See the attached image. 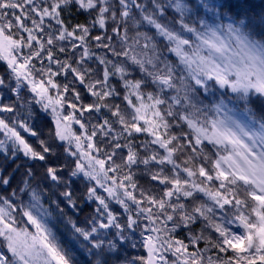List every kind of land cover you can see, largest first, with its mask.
Here are the masks:
<instances>
[{
    "label": "snow or ice",
    "instance_id": "snow-or-ice-1",
    "mask_svg": "<svg viewBox=\"0 0 264 264\" xmlns=\"http://www.w3.org/2000/svg\"><path fill=\"white\" fill-rule=\"evenodd\" d=\"M75 4L79 10L87 12L90 16L95 14L91 21L93 27L99 26L106 29L107 22L111 20L116 27L112 28L113 33L120 37L121 41L127 44L128 25L135 28L146 26L154 29V33L137 31L132 44H128L122 51L117 52L110 44H103L104 36H95L98 46L108 48L115 56L126 57L131 64L139 67L141 73L151 78V83L158 91H142L146 81L144 79H127L128 69L123 64H114L105 57H97L99 63L105 65L103 80H95L85 83L86 78L90 80L92 69L73 67L68 62L61 63L54 58L51 48L47 51V59L56 63L61 70H68L75 80L87 88L100 103L82 105L77 109L76 103H69L68 106L74 111L79 110L81 114L85 111H100L102 107L108 108L112 117L117 118L115 123L121 126V131L116 134V138L132 137L133 134H147L150 140L142 142L141 147L148 151L150 146H157L151 150L150 155L143 158L132 145L131 140L121 145L116 143L114 148L126 147L128 149L123 165H116L113 168H106L103 159H97L82 151V141L80 136H76V148L81 152V158L87 157L89 172L84 166L77 162L76 171L83 172L86 177L97 179L94 175L95 165L99 166L100 172L104 173L106 179L112 180V187H105L109 197L119 203L125 212L130 211L127 201L136 205L138 212L145 215L150 225H155L158 216L153 215V209L158 208L166 215L167 221L173 220V214L177 211L181 213V220L185 223L195 219L194 214H199L208 221V226L214 229L217 236L215 239L204 238L203 236L192 237V243L200 239H206L205 249H198L189 253L187 245L181 240L174 243L171 240H161L159 236L149 235L145 238L144 247L148 251L147 258H141L142 264H168L163 255H160V248L167 244V249L172 250L176 257L174 264H264V115L259 119L250 110H245V120L241 121L230 115L231 110L223 99L213 103L211 110L216 113V118H209L204 115V110L198 106L199 101L195 98V93L199 88L205 91L208 89V81H215L222 89H227L235 93L237 97L247 103L250 93L264 97V13L260 15H249L247 12L230 13L221 12L224 4H217L216 0H0V59H4L8 68L14 74L17 86L20 81H27L30 90L36 93L43 102L45 110L51 107L54 120L57 125L56 136L60 140L67 137L60 129V114L56 106L63 107L66 99L61 94L57 98L48 96V87L44 81L37 82L32 78V60L41 56L45 49V43L36 33L44 31L45 19L54 21L58 29L49 33L47 45H53L56 41H64L72 38L80 41L81 44H72V48H83V54L76 61L77 65L82 64L91 57V53L86 44V37L89 27L85 24H77L70 31L61 19L63 7ZM11 10V12L9 11ZM18 10V11H17ZM31 20V27L28 21ZM124 26V34L120 33V26ZM52 28V24L48 25ZM15 29V31H13ZM26 33L27 35H23ZM79 33V35H77ZM160 38L165 42V48L173 53L177 58L178 65L164 63L163 67H158L160 56L156 55V39ZM109 41L111 36H107ZM141 39L144 41L141 46ZM33 42L39 46L41 51H30V54L17 57V53L24 48H33ZM137 46L142 47V52H137ZM60 52H65L64 47L59 48ZM151 51L154 55L149 56ZM108 65H111L109 70ZM150 66V67H149ZM178 66L183 74L177 75ZM49 78L47 85L52 88L59 86L51 79L57 75L49 67L46 73ZM118 75L123 81L125 93L123 101L131 112L122 110L120 104L109 105L106 98L116 96L119 93L116 88L108 86L110 76ZM193 82V83H190ZM4 81L0 79V85ZM97 86H100L99 88ZM165 90H174L175 95L162 98ZM15 91V89H13ZM63 91H69L68 85H64ZM133 97L135 99H133ZM75 99L81 100L79 92H75ZM167 104V109L161 106ZM179 106L180 111L176 108ZM13 109L8 106L0 108V111L11 112ZM223 111V118L220 113ZM172 117L187 125L189 132L175 134L170 131L172 123L167 119ZM64 121L75 120L80 123L74 115L69 114L63 117ZM67 125H65L66 127ZM20 127L25 131H31L24 124ZM84 128V124H80ZM99 131L105 136L113 132V126L107 119L98 126ZM0 130L13 140L14 154L16 147L23 151L24 155L33 160H45V156L35 151L16 131L15 128L0 119ZM36 135L35 132H31ZM97 135L94 127L91 135H84L88 141L87 148L95 149L92 142ZM183 137V140H181ZM204 141L213 146L214 155L206 153L203 148ZM0 141V145H3ZM43 151L50 149L41 142ZM163 151L160 152L159 150ZM189 155L181 162H177L178 154L189 151ZM68 151V149H65ZM75 155V153H71ZM115 154V153H113ZM109 160L112 156L108 157ZM161 166L158 171L151 172V179L159 181L164 185L163 196L159 199L148 195L143 190L140 191L142 199H137L134 195L137 184L133 181V175L129 173L119 180L117 177H107V172H115L117 169L136 164H143L148 169L150 164ZM171 165V174H165L164 166ZM181 173L186 174L184 177ZM47 174L53 181L57 180L55 169L48 168ZM76 172H73L75 175ZM29 171L26 177L31 176ZM99 183V180H98ZM0 184L5 186L10 184L8 177L0 176ZM171 185V187H168ZM103 186V185H101ZM117 190H123L121 198ZM19 193L30 196L27 204L20 207L23 216L28 223L34 226L35 232L30 233L27 229L15 227V219L12 213L16 211L15 198L18 196L17 190L7 196H0V238L3 239L7 252L11 254L9 258L5 254H0V264H73L69 254L57 242L56 236L42 222L48 213L40 203V194L36 189H32L27 178L23 181V186L19 188ZM195 193H202L211 205L202 203L195 206L192 213L183 210V203H170L172 197L179 200L180 197L194 198ZM67 198H71L70 193H64ZM90 198L95 196L99 205L107 213V223H99V228H108L115 225V216L109 210L108 204L99 196H96L94 189H89ZM144 203L148 207L142 206ZM171 208L173 214L167 213ZM219 208L225 212L226 208L231 209V216L225 214L217 220L215 209ZM137 224L136 219L128 216V228H133ZM235 225L240 231L233 230ZM97 227H92L90 231L75 228V233L83 237L91 247L88 252L95 256V264H108L106 251H111L115 245L108 241L107 245L103 239L96 238ZM150 231L160 233L164 231L158 227H151ZM158 245L160 247H158ZM215 249L220 255H205L206 252ZM95 250V251H93ZM231 253V254H229Z\"/></svg>",
    "mask_w": 264,
    "mask_h": 264
},
{
    "label": "trees",
    "instance_id": "trees-1",
    "mask_svg": "<svg viewBox=\"0 0 264 264\" xmlns=\"http://www.w3.org/2000/svg\"><path fill=\"white\" fill-rule=\"evenodd\" d=\"M50 3L51 0H48ZM43 3V1H41ZM217 4H224L225 7L220 9L221 12L229 11L230 13H241L247 12L249 15H260L264 13V0H216ZM11 12V10H9ZM18 11V10H17ZM95 18V14L89 15L83 10H79L75 4H69L63 7L61 11V19L64 20L65 25L71 31L72 28L77 24H85L89 27V33L86 39L85 46L88 47L91 57L86 59L82 64L77 65L76 61L80 59L82 53L80 48H72V40L66 39L64 41H56L53 45H47L46 41L49 33L53 32L54 29H58L52 25L50 28L46 24L44 25V31L38 32L36 35L41 37L45 43V49L41 52V56L33 61V70L37 76L49 78L46 74L50 67L53 72L58 74L52 76L51 79L59 86L58 88H52L47 85L50 92H54L56 96L58 94L63 95L66 99L63 101L64 112L73 111L78 117L80 124H84L87 129L88 135H91L94 127L96 128L97 135L93 137V143L96 148L100 149L98 152V158L105 161L106 168H113L116 165H123L128 149L122 147L119 149L114 148L116 143L124 145L131 140L133 147L143 158L145 155H150L151 150L157 146H150L148 151H145L141 147L142 142L150 140L148 136L134 135L132 137L116 138V134L121 131V126L115 123V117H112L111 112L108 108L102 107L100 111H85L83 114L79 110L74 111L68 106V104L76 103L77 109L82 105L91 104L93 102L100 103L95 97L88 92L84 85L80 84L78 80H75L72 73L68 70H61L56 63H53L47 59V51L49 48L54 53V58L61 63L68 62L73 67H79L80 69L90 68L92 72L90 74V80L86 78L85 83L95 81L97 79L103 80V71L105 65L99 63L97 57H105L107 60L112 61L114 64H123L128 69L127 79L138 80L144 79L145 85L142 87V91L156 92L158 91L151 83V78L146 74L141 73L139 67L131 64V62L124 56H115L112 51L108 48L98 46L101 42H97L93 39L95 36H104L102 43L110 44L117 52L122 51L128 44H132L133 38L136 36L137 31L148 32L149 35L154 33V29H149L146 26L135 28L128 25L127 44L123 43L112 28L116 27L111 20L107 22L106 29H101L99 26L93 27L91 21ZM28 23V22H27ZM31 24V20L28 25ZM30 27V26H29ZM15 31V29L13 30ZM124 26H120L121 35L124 34ZM26 36V34H23ZM79 35V33H77ZM107 36H111L112 40L109 41ZM144 41L141 39V46ZM157 49L156 55L160 56V63L158 67H163L164 63H171L178 65L177 58L173 53H170L165 48V42L162 39L157 38ZM76 44V43H75ZM137 46L136 51L142 52V47ZM64 47L65 52H60L59 48ZM30 51H41L39 46L33 42V48ZM149 56L154 55L151 51L148 53ZM111 70V65H108ZM150 67V66H149ZM182 66H178L177 75L183 74L180 72ZM9 68L4 63L3 59H0V79L4 81L3 85H0V108L4 106L11 107V112L0 111V119L4 120L9 127L15 128L17 132L24 138V140L37 152L45 156V160H33L24 155L22 152L14 151L11 148L7 150H0V176L8 177L10 184L5 186L0 184V196H7L13 189L17 190L18 196L15 198L16 211L12 213L15 219V227L23 228L21 223H28L27 218L23 216L20 211V207L23 204H27L30 200V196L19 193V188L23 186V181L27 178L28 183L32 189L40 194V203L43 209L48 213L44 216L42 222L48 227L57 238V242L67 252L70 258L73 260V264H95L96 257L88 252V248L91 246L87 242L83 241V237H80L78 233H75V228H81L90 231L92 227H97V233L93 234L98 239H103L107 245L108 241H112L115 247L111 251H106L108 264H142L141 258H147L146 248L144 247V241L147 237L146 231H150L151 227L155 226L163 229L164 231L156 233L161 240H171L173 243L176 240H181L187 245V251L189 253L196 252L198 249H205L206 239H200L195 243H192V237L203 236L204 238L215 239L217 233L214 229L208 226V221L204 220L199 214H194L195 219L185 223L181 220V213L177 211L172 213V209L168 208L167 213L173 214V220L167 221L164 212L158 208L153 209V215L158 216L155 225H150L148 219L144 214H135L134 210L137 209L136 205L130 202L128 204L129 210L125 212V209L121 205H110L109 210L115 216V223L120 225V228H116L115 225L109 226L108 228H99V223H107V214L104 212L102 206L97 203L94 198H90L89 189L94 188L92 181H87L81 175H78L76 171L77 156L72 155L68 151H65L66 146L58 140L56 136L55 124L53 118L41 107V105L35 103L32 98L30 91L25 86V83L21 84V89L15 93L13 89H16L17 82L11 78ZM14 81L13 84H9L10 81ZM21 83V82H20ZM108 86L116 88L119 93L116 96L106 98V102L109 105L120 104L122 110L131 112V109L127 108L126 102L123 101V95L125 89L123 87V81L118 75L110 76L108 79ZM190 83H193L190 81ZM208 89L205 91L203 88H199L195 93V98L199 101L198 106L204 110V115L209 118H216V113L211 110V105L221 99L225 101L228 109L231 110L230 114L235 117L240 116L242 120H245V110L250 109L257 119L264 115V97L259 96L255 93H250L247 98V103L237 97L236 94L230 92L227 89H221L216 85L215 81H208ZM64 85H68L69 91L65 93L63 91ZM98 88L100 86H97ZM75 92H79L81 100L75 99ZM174 90H165L162 93V98L167 99L175 95ZM163 109H167L168 105H162ZM177 111L183 110L179 106L176 108ZM223 117V111L220 113V118ZM107 119L113 126V132L105 136L99 131L98 126L104 123ZM172 123L171 132L179 134L182 131L187 133L189 129L183 122H179L177 127V120H173L172 117H167ZM24 124L31 131H25L24 128L20 127ZM31 132H35L36 135H32ZM183 140V137H181ZM41 142L47 146L50 151L45 153ZM203 148L206 153L214 155L213 146L210 144L203 143ZM162 152L163 150H159ZM76 154L75 151L72 150ZM115 153V154H113ZM190 150L184 153L178 154L177 162L181 163ZM112 156L109 160L108 157ZM161 166L155 165L154 163L148 166L146 170L145 165L136 164L130 169L128 167H121L115 172L110 171V177H117L119 180L125 175L131 173L133 175V181L137 184V189L134 191L137 199H142L140 191L143 190L148 195L154 196L159 199L163 196L165 186L160 184L159 181H153L149 170L151 172L158 171ZM171 165L164 166L165 174H171ZM53 168L56 171L58 179L53 181L47 174V169ZM31 171L32 175L26 177V174ZM73 172H76L73 175ZM186 174L181 173L184 177ZM171 187V185H168ZM70 193L71 198H67L64 193ZM170 203H183L186 213H192L195 206L202 203L211 205V201L202 193H195L194 198L180 197L179 200L174 196L170 199ZM142 206L148 207L147 203ZM124 209V210H123ZM138 210V209H137ZM231 216V209L226 208L225 212H221L219 208L215 209V218L218 220L223 215ZM131 215L136 219L137 224L133 228H128V216ZM31 226V224L29 223ZM32 227V226H31ZM232 227V226H230ZM152 235V234H151ZM167 245V244H166ZM167 248V246H166ZM95 251V250H93ZM0 252L8 256L7 248L2 238H0ZM231 254V253H229ZM205 255H220L225 256L223 253H218L217 250L212 249L205 253Z\"/></svg>",
    "mask_w": 264,
    "mask_h": 264
},
{
    "label": "rangeland",
    "instance_id": "rangeland-1",
    "mask_svg": "<svg viewBox=\"0 0 264 264\" xmlns=\"http://www.w3.org/2000/svg\"><path fill=\"white\" fill-rule=\"evenodd\" d=\"M41 1H43V0H40V2ZM29 22H30V20L28 21V23ZM45 23L46 24L51 23L53 26L59 28L58 25H55L54 21L50 22L47 18L45 19ZM28 26L31 27L32 25L30 24ZM24 34H26V33H24ZM70 39L72 40L73 43H76L77 45H80L81 44L80 41L73 40L72 38H70ZM77 48H80V53L83 54V48L82 47H77ZM29 50L30 49L27 48V47L24 48L22 52L17 53V57L19 58L20 56L30 54ZM36 59L37 58H33V60H32L31 63L33 64V61L36 60ZM3 61L6 64V66L8 67L7 62L4 59H3ZM32 67H33V65H32ZM10 72H11V70H10ZM10 74H11V78L10 79H13V80L16 81V78H15L14 74H12V72ZM32 78H34L37 82L43 80L44 83H45V85L47 86V80H48V78L41 77V76H37V74L33 70V68H32ZM13 82L14 81L11 80L9 84H11V83L13 84ZM20 82L21 83L19 84V87L16 85V87H15L16 89H15L14 92L17 93V91H19L21 89V84L22 83H25V86L30 91L32 98H34L35 103L41 105V107L44 109L43 104L48 102L47 99L45 98L43 100V102L38 103L37 101L40 100V97L36 93H34V92H32L30 90V86H29L28 82L27 81H24V80H21ZM47 95L53 97V99L57 98V96L54 94V92L53 93L50 92L49 89H48V94ZM133 99H135V98L133 97ZM56 108H57V112L60 114V129H61V132H62V134H64L67 137V139H65V140H60L59 138H58V140H60L64 144V146H66V148L68 149V152L69 153H73L72 150L75 151L76 152L75 155L77 156L76 160L84 166V169L86 171L92 172L93 169L92 168H89V160H88V158L87 157L81 158V152L77 150V148H76V140H75V137L76 136H80L81 137V141H82V151L87 152V153H89L90 156L99 159L98 158V152L95 149H88L87 148L88 141L84 139V135L85 134L88 135L87 129L86 128H81L80 127V123H76L75 120H72V121H64L63 120V117L64 116H67L69 114L74 115L75 118L78 120V117H76V115L73 113V111L70 110V111H68V112L65 113L62 107L56 106ZM45 111L49 114V116L51 118H53L54 124L56 126L55 129H57V125H56V122L54 120V116H53V112H52L51 107L49 109L45 110ZM223 115H224V113H223ZM230 115H232V114H230ZM233 118L238 119V120H241V121H244V120H242V118L240 116H238V117L233 116ZM65 125H67V126L65 127ZM134 135H137V136L145 135V136H147V134H142V133L141 134H134ZM149 139H151V137H149ZM0 141H3L4 142L3 145H0V150H3V149L7 150V148H11L14 151V143H13V140L9 139L5 135L4 131H2V130H0ZM204 143L207 144V141H204ZM15 147H16V151L23 153V151L18 150V146H15ZM92 164H93V167L95 168L94 175H96L98 177L99 183H98V180L97 179H92L90 177H86L83 172H79L78 171V175H81L87 181H90V182L92 181V183L94 184V188H92V189L95 190L96 196H99V197L103 198L105 200V202L108 204V207L110 205H113V204L118 205L119 203H117L114 198L109 197L108 193L105 191V187H112L113 186L112 185V180L111 179H106L104 173L100 172L99 166L98 165H95V161L94 160L92 161ZM107 177H110V171L107 172ZM101 185H103V186H101ZM117 191L119 192L121 198H123V190H117ZM91 198H94L97 201V203H99L98 200L95 198V196H92ZM130 202L131 201H127L128 204ZM134 212H135V214H139V212H138V210L136 208H135ZM130 213H131V210H130ZM21 225L23 227L21 229H27L30 233H34L36 231L35 228H34V226L31 225L32 226L31 227L29 225V223H27V222L25 224L24 223H21ZM110 226H112V225H110ZM232 228L235 231H240V229H237L235 227V225H233ZM145 233H146L147 236H149L151 234H152V236H157V234L155 232L150 233V232L146 231ZM166 246L167 245L164 244L163 247L160 248V253L159 254L160 255H163L165 257V260L168 262V264H174V262H176V257L173 255L172 250H165V249H167ZM158 247H160V246L158 245ZM146 253L148 254L147 249H146ZM0 254H2V253L0 252ZM8 257L9 258L11 257V254L10 253H8ZM157 264H162V262H159L158 261ZM177 264H178V262H177Z\"/></svg>",
    "mask_w": 264,
    "mask_h": 264
}]
</instances>
